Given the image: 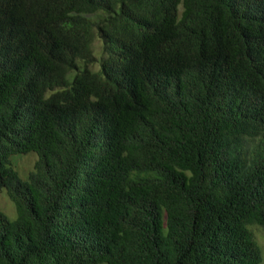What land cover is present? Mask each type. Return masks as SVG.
Masks as SVG:
<instances>
[{"label": "trees", "instance_id": "trees-1", "mask_svg": "<svg viewBox=\"0 0 264 264\" xmlns=\"http://www.w3.org/2000/svg\"><path fill=\"white\" fill-rule=\"evenodd\" d=\"M2 190L0 264H262L264 0H0Z\"/></svg>", "mask_w": 264, "mask_h": 264}, {"label": "rangeland", "instance_id": "rangeland-1", "mask_svg": "<svg viewBox=\"0 0 264 264\" xmlns=\"http://www.w3.org/2000/svg\"><path fill=\"white\" fill-rule=\"evenodd\" d=\"M92 53L96 60H99L102 53L101 42L95 38L92 44ZM93 71H98L97 62L90 67ZM37 160V156L34 154L30 155H19L12 158V163L18 177L22 181H26L29 172L33 169V164ZM0 212H2L10 221H15L17 218L16 211L13 203L11 202L6 190L0 192ZM254 234L255 240L262 250V264H264V232L256 226L251 227Z\"/></svg>", "mask_w": 264, "mask_h": 264}]
</instances>
